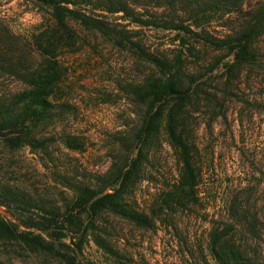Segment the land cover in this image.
Masks as SVG:
<instances>
[{"label": "trees", "instance_id": "obj_1", "mask_svg": "<svg viewBox=\"0 0 264 264\" xmlns=\"http://www.w3.org/2000/svg\"><path fill=\"white\" fill-rule=\"evenodd\" d=\"M26 1L48 14L47 22L29 37L32 54L41 62L34 65L27 58L14 62L10 56L13 45L0 36V69L7 71L10 67L17 73L12 64L24 68L16 75L23 87L10 97L0 98V145L36 152L47 150V140L40 141L38 134L63 108L55 102L65 74L59 56L78 46L82 34L103 37L127 51L136 50L138 53L134 54L148 63L152 72L131 89L134 102L145 110L137 129L123 139L126 155L96 181L77 184L72 201L65 204L66 212L46 209L25 191L0 181V207L7 208L14 219L0 215V241L17 244L34 254L57 257L61 264H82L90 230L104 216L153 230L159 220L173 225L177 212H193L203 206L202 188L215 154L199 143L196 115L205 110L206 116L221 115L227 121L230 105L241 104V114L251 101L257 107L264 105V89L246 87L242 82L245 74L264 64V55L256 49L264 32V1L248 14L249 21L235 37L223 41L202 28L201 21L214 19L224 6L228 11L230 7L243 8L244 0H186L184 19L171 11L169 0ZM129 27L177 31L227 54L214 59L207 68L185 73L181 51L171 57L152 52L143 40L134 41L138 32ZM2 33L8 38L13 36L8 28H3ZM221 69L223 72L219 73ZM217 119L207 121L209 128ZM162 135L176 150L178 180L141 210L137 185L148 169L150 146ZM63 145L72 152L86 149L84 139L71 135L63 137ZM243 155L249 161L246 159L248 162L242 167L253 174L251 166L259 161V156L245 152ZM260 156L263 162L264 151ZM259 174L264 181V170ZM239 191L243 190L227 192L226 220L212 224L208 235L210 253L218 264H264V222L251 212ZM68 237L72 239L70 245L65 243ZM95 242L108 250L99 238Z\"/></svg>", "mask_w": 264, "mask_h": 264}, {"label": "rangeland", "instance_id": "obj_2", "mask_svg": "<svg viewBox=\"0 0 264 264\" xmlns=\"http://www.w3.org/2000/svg\"><path fill=\"white\" fill-rule=\"evenodd\" d=\"M262 1L244 0L243 8L230 7V11L224 6L214 19L201 21L200 25L218 40L235 37L249 21L248 14ZM169 2L176 16L187 18L186 0ZM47 20L45 10L26 0H0V36L13 45L10 56L14 62L19 58H27L34 65L41 62L32 54L29 37ZM3 28H8L13 36L1 34ZM129 29L138 32L134 41L143 40L152 52H164L171 57L181 51L185 73L207 68L214 59L227 54L177 31ZM256 49L264 55V32L258 38ZM134 52L137 51L124 50L103 37L82 34L78 46L60 54L59 62L65 74L55 102L63 108L38 134L40 141L47 140L48 148L45 152H36L1 144L0 181L25 191L46 209L60 208L66 212L65 204L72 201L77 184L96 181L113 163L121 161L126 155L123 139L137 129L145 110L134 102L131 89L152 72L148 63L140 61ZM12 66L17 73L8 66L7 71L0 69V98L10 97L23 87L16 75L24 68ZM242 82L246 87L264 89V64L245 74ZM250 104L244 114H241V104L230 105L227 121L221 115L206 116L204 109L197 112L199 143L215 154L202 188L203 206L193 212H177L173 225L159 220L153 230L137 228L118 217L104 216L90 230L81 263L218 264L210 253L208 235L213 222L226 220L229 212L225 197L230 191L243 190L239 192H243L251 212L257 213L264 222V181L259 174L264 170L260 156L264 151V105L257 107L252 101ZM213 117L218 119L209 128L207 121L211 123ZM67 135L84 139L85 151L68 150L63 145V137ZM243 152L259 156V161L251 166L253 174L242 167L249 161ZM148 157V169L136 189L141 210L173 186L179 176L176 150L165 135L150 146ZM8 212L7 208L0 207V215L14 221ZM97 238L108 250L97 245ZM71 242L70 237L65 241L69 245ZM0 264L61 262L57 257L34 254L17 244L0 241Z\"/></svg>", "mask_w": 264, "mask_h": 264}]
</instances>
